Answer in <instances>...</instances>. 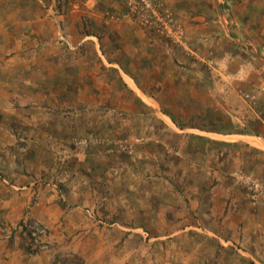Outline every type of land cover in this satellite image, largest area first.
I'll return each mask as SVG.
<instances>
[{
	"label": "crops",
	"instance_id": "1",
	"mask_svg": "<svg viewBox=\"0 0 264 264\" xmlns=\"http://www.w3.org/2000/svg\"><path fill=\"white\" fill-rule=\"evenodd\" d=\"M207 2L209 5L202 3L195 9L200 16L189 30L190 39L197 44L206 37L217 41L214 55L221 66L218 74L226 81L229 79L224 85L203 74L216 71L207 69L192 56L183 55L176 47L168 44L164 47L160 39L148 37L132 22L107 20L104 13L108 9L125 11L114 0H68L66 19L70 30L76 31L83 29L82 16L88 14L98 28L105 29L108 50L100 48L96 37H92L91 47L102 64L118 68V72H111L116 68L106 72L109 79L117 77L136 99L150 98L162 106L167 92L186 89L190 98L184 100L191 106L194 104L193 109L200 108L195 112L199 115L206 106L207 87L213 93L228 87L230 92L251 88L252 94H260L251 96L253 99L264 93V51L257 48L253 39L243 43L238 38L241 26L250 27L245 20L252 15V7L245 8V15L239 17L235 13L234 17H228L225 0ZM181 12L184 16L190 13L187 9ZM48 26L50 30L54 25L49 23L45 7L35 0H0V174L4 179L0 181V212L10 225L16 226L25 217L40 221L49 230L48 241L55 244L57 257L68 249L60 244L61 236L70 237L85 228L75 230L73 223L79 221V211L74 206L88 199L83 189L93 190L91 194L96 196L95 190L102 184L96 185L103 182L106 200L117 197L119 203L113 214L111 203L106 210L121 222L117 228L108 230L118 236L120 245L114 249L106 241L109 246L105 254L110 257L105 262L103 254L104 264H264V208L254 206L249 193L230 177L237 169L233 157L221 158L220 153L223 147L241 149L249 158L238 167L264 181V161L253 160L255 155L264 156V134L257 137L243 132L241 122H234L230 129L224 125L213 128L210 133L197 127L183 128L180 125L186 121H179L175 113L165 111V118L177 128L171 130L178 135L173 137L179 141L186 139L188 146H173L168 139H162L160 146L140 147L134 158L118 159L114 166L108 165L107 168L112 167L105 178V168L99 166V159L91 162L92 158L82 156L72 145V139L79 133L91 134L84 126L92 123L91 119L85 118L87 122L83 124L79 117L60 118L58 111L67 104L78 108L83 98L95 96L100 91L99 81L93 74L87 78V63L69 58L67 50L57 45L47 32ZM29 35L35 37L28 38ZM237 46L248 54L238 52ZM78 63L86 72H79L82 68ZM79 84L84 87V95L75 99L82 90ZM101 84L103 93L105 79ZM87 101H91L86 106L90 109L97 99ZM119 106L127 105L121 102ZM168 107L169 103L164 104L165 109ZM51 110L55 112L52 114ZM101 123L105 125V118ZM210 135L254 139L259 145L215 140ZM151 136L154 141L159 138L157 133ZM210 146L213 151L208 152ZM207 153L212 156H206ZM207 170L216 183L213 187L208 182L202 184L199 177L204 172L206 177ZM112 172L118 176L113 177ZM174 174L178 181L183 176L180 184L170 176ZM89 180L95 183L93 187L86 186ZM173 185L185 188L182 197L173 196L176 190ZM60 188H65L64 193ZM60 196L68 202L67 207L62 208ZM179 217L184 220L178 222ZM66 224L69 229L61 233L69 234L59 233ZM92 233L97 242L105 245V230L95 228ZM13 241L0 239V260L6 256L9 264H22L16 262L18 257L14 258L22 256L25 249ZM83 249L86 248H82L84 252ZM69 250L83 255L80 256L83 263L91 264V259L79 250L72 246Z\"/></svg>",
	"mask_w": 264,
	"mask_h": 264
},
{
	"label": "rangeland",
	"instance_id": "2",
	"mask_svg": "<svg viewBox=\"0 0 264 264\" xmlns=\"http://www.w3.org/2000/svg\"><path fill=\"white\" fill-rule=\"evenodd\" d=\"M114 1L121 4L125 11L124 13H118L112 12L108 9L104 13L107 20L114 23H120L126 20L132 22L148 37L152 35L160 39L164 44V47H166V44L176 47L183 55L192 56L196 59V62L203 63L207 69H213L216 71L203 72V74L207 77L210 76L212 79L214 78L216 83H221L223 85L228 84L229 79L226 81L218 74L221 66L219 65V62L216 61L214 55L217 41L215 42V40H211L210 37H206L205 40H201L197 44L195 41L190 39L191 37L189 30L194 26V20L200 16L198 10L195 9L201 6L202 3H207L209 5L207 2L208 0H146L148 4L146 7L138 5L136 2H131L132 0ZM35 3L41 4L42 7H45L49 23L52 26L54 25L53 29L48 30V26L46 30L49 32V35L51 34V37L55 39L57 45L62 46L65 50H67V56L69 58H74L78 62L79 60H82V62L87 63V67H89L87 70V78H90L88 76L93 74L96 77L95 80L99 81L97 87L100 91H96L95 96L91 94L92 97L83 98L78 108L73 106L69 107L67 104V107L64 105L63 109L58 111L61 115L60 118H68L72 116L79 117L83 124L87 122L85 121V118L91 119L92 123L84 125L86 128H88L89 132L91 131V134L85 135L84 133H79L78 136H75L72 139V145L82 156L92 158L91 162H93L95 158H98L100 162L99 166L101 168H105V178H107L106 173L108 172V169L112 167L110 166L107 168L108 165L114 166L117 162H119L118 159L123 160L130 159L131 157L134 158L140 147H150L151 145L154 147L160 146L162 139H168L169 143L173 146H179L182 148L188 146L186 139L179 141V139L173 137L178 135H175V133L172 134L171 130H177V128H175L173 124L169 122L167 118H165V111H168L169 114L175 113L179 121H186V123L180 125L183 128L197 127L198 129H204L209 132L213 130V128H221L223 125L224 128L230 129L233 127L234 122H236V124L241 122V128L243 132L257 137H259V134H264V93H262L260 97L253 99L251 96H259L260 94H252L251 88H240L238 91L234 90L230 92V87H228V89H225L221 92L216 91L213 93L210 87H207L205 94L207 101L204 102V105L206 106L203 108V113L200 112L199 115H196L195 112L198 110L200 111V108L193 109L195 105L193 104L192 107L190 102L184 100L185 98L187 99V97L190 98V94L186 89H183L185 91L176 89V92L174 93L167 92L162 106H158L150 98L141 97L142 99H136L135 96L129 92L128 87L121 84L117 77L110 76L109 79V76L106 74V72H109V70H114L115 68L116 70L111 72H116L118 68H112L107 64H102L100 60H98L97 55H95V52L91 47L93 46L94 40L92 37H96L100 48L103 50H108L109 46H107L104 28H98L96 21L92 20L88 14H84L82 16L83 29H77L76 31L70 30L66 19V15L68 13V0H56L54 2L51 0H35ZM224 4L225 7H223L225 10H227L225 14L228 17H234L235 13H237L238 16L241 14L245 15V8L247 6L252 7V15L247 16L249 19L247 21L245 20L246 24H248L250 27L247 28L246 25L243 27L241 26L238 30V38L241 39V42L243 43H245V41H249V39H253V41L256 42L257 48H259V50L263 49L264 51V0H225ZM184 9L190 11L189 15L184 16V14H182L181 11ZM57 22L62 23L63 28H66V35L73 44L74 49H70L66 45L60 43L58 39L59 30ZM207 31L209 32L210 30ZM26 34L29 33L26 32ZM29 36L30 37L28 38L35 37V35ZM112 48H115V46ZM238 48V52H245L240 46ZM90 60L96 64L90 63ZM79 66L82 68L79 69V72H86L83 65L79 64ZM95 72L99 73L95 74ZM103 72H105V74ZM79 78L83 81V83H85L80 75ZM103 79H105V90L102 93L101 89L103 88V85L101 84V81ZM80 88L82 90H79L77 95L74 96L75 99L84 95L82 93L84 87L80 86ZM159 89H162L161 85L159 86ZM262 91H264V89ZM150 95L154 96L155 94ZM93 98L97 99V101H94L91 106L92 108L88 109L86 106L89 105L91 101L87 100ZM220 99L222 100L220 101ZM121 102L126 103L127 106H119V103ZM191 102L194 101L192 100ZM166 103H169V107L165 109L164 104ZM185 105L188 107H185ZM51 111L52 114L55 112V110ZM103 118H105L104 126H102L101 123ZM163 120H167V124L164 123ZM215 122H221V124H215ZM157 123L159 124L157 125ZM155 133H157L159 137L158 140H156L158 142L152 139L151 135ZM166 134H168V137H171V135L172 137L168 138L165 136ZM210 136L215 140L255 142L254 145H259V143H256L257 140L254 139L250 140L242 137L222 139L216 135ZM205 142L206 144L209 143V141ZM211 151L213 150L210 146L208 152ZM220 153H223L221 158H226L228 155L233 157L232 160L234 161L238 170L236 169L233 171L230 174V177L234 178L238 186H241L249 193L250 200L255 203L254 206L259 205L261 208H264V185L261 190L254 193L249 189V186L244 183L247 178L258 180L263 183L264 181L260 178L254 177L255 175L253 174H245L243 168L238 167L244 165L246 163L245 160L249 158V156L246 157L245 152L241 149H232L231 147H223ZM220 153H217L216 155L219 157ZM207 154L208 155L206 156H212L210 153ZM260 158L264 161V156L257 157L255 155L253 157L254 163L257 162V160H260ZM89 164L91 163L89 162ZM83 170L80 171L83 172ZM98 170L101 171V169ZM209 172L210 170H207L206 177L205 172L200 174L199 177H202V184L208 182L210 183V186L213 187V185L216 183L215 181L213 182L214 179L211 176V173L209 174ZM114 176L117 177L118 175H114L113 173V177ZM170 176L173 177V181L177 182V184H180L183 177L182 176L178 181L175 174ZM2 180L4 181L2 175L0 174V181ZM56 182L57 180H54V183ZM94 184V182L89 180V183H87L86 186L91 185L93 187ZM101 184L102 187L97 188L98 190H95L96 196L91 194L93 193V190H89L88 188L83 189V191L87 193L88 199H86L82 204H77L74 206L77 209V213L79 211L78 215L80 216V219L78 216L77 219L79 221L73 223L76 226L75 230H78V228L84 226L85 228L82 230L80 229L81 231L79 233L76 232L75 235L69 237L66 235L69 234L68 232L61 233L64 232V229H69L68 224L63 225V227L59 230V233L66 235V237L63 235L61 236L62 239L60 240V244L67 245L68 249L65 253H58L57 257L54 251L55 244H50L48 241L49 230L40 221L30 217H25L24 219L20 220L16 226H12L5 219L4 214L0 212L4 218L3 221L7 223L10 228H12L11 236L8 239H5L7 233L0 229V239L7 242L14 240L13 242L17 243L21 249L23 248V250H26H24L25 253H23L22 256H15V260L18 257L16 262H21L22 264H58L60 261L61 264H76L71 261L77 259L79 261L81 260L82 264H85L80 257L83 255H76L73 253V251L71 252V250H69V247L72 246L73 249L75 248L76 250H79L85 254L88 259H91V264H104L103 254L107 253V246H109L107 245L108 243L106 241H109L114 249L120 245L118 236L111 235V233H109L110 231L108 232V230L117 228L119 225H121V222L113 218V215H111V213L108 214V210H106L107 204L111 203V206H109L111 208L110 210L112 214L115 212V208L117 207V204H119L117 197H114L113 200L109 201L111 199L110 198L107 201L106 184L104 185L103 182H98L96 186L100 187ZM173 187L176 189L173 191L176 193H173V196L176 195V198L179 196L182 197L185 188L177 189L176 185H173ZM60 189L63 191L62 193H64L65 188ZM104 198L105 201L102 200ZM58 201L62 208L68 206V202L64 201L62 197L59 198ZM26 219L40 222L46 228L47 234L43 239L44 243L41 247L34 248V246L28 242V239L23 235V233L20 232V229L13 230V228L19 226L21 221ZM117 219L119 220V217ZM183 220V217H179L177 221L182 222ZM95 228L105 230V245H103V242H97V237L93 238L91 236L93 235L92 230H95ZM88 230H91L90 233L86 235L81 234L83 231L85 233ZM72 237L74 239H72ZM82 248H86L85 250L83 249L84 252L82 251ZM115 253L117 254V252ZM58 256L62 257L59 258ZM109 257V254H105V262ZM7 258L9 257L3 256L1 259L2 261L0 260V263L9 264L7 262L9 259ZM10 259H12V257Z\"/></svg>",
	"mask_w": 264,
	"mask_h": 264
},
{
	"label": "built area",
	"instance_id": "3",
	"mask_svg": "<svg viewBox=\"0 0 264 264\" xmlns=\"http://www.w3.org/2000/svg\"><path fill=\"white\" fill-rule=\"evenodd\" d=\"M131 2H136L138 5H142L144 7H146L148 4L146 2V0H132ZM58 25V30H59V36L58 39L60 41V43H62L63 45H66L67 47H69L70 49H74L73 44L70 42L68 36L66 35V28H63V24L60 22H57ZM244 183L249 186V189L251 191L258 192L259 190H261V188L263 187L264 183L258 180H252L251 178H247ZM3 216L0 214V224L1 227L0 229L3 232L7 233V236L5 239H8L11 236V231L12 228H10V226L5 223ZM20 229V232L23 233V235L28 239V242L34 246V248H38L41 247L43 242V239L45 238L46 234H47V230L46 228L40 223L37 222L35 220H23L21 221V223L19 224L18 227L13 228V230H18Z\"/></svg>",
	"mask_w": 264,
	"mask_h": 264
},
{
	"label": "trees",
	"instance_id": "4",
	"mask_svg": "<svg viewBox=\"0 0 264 264\" xmlns=\"http://www.w3.org/2000/svg\"><path fill=\"white\" fill-rule=\"evenodd\" d=\"M71 262H74V263H76V264H82V263H81V260L79 261V260H77V259H75L74 261H71Z\"/></svg>",
	"mask_w": 264,
	"mask_h": 264
},
{
	"label": "bare ground",
	"instance_id": "5",
	"mask_svg": "<svg viewBox=\"0 0 264 264\" xmlns=\"http://www.w3.org/2000/svg\"><path fill=\"white\" fill-rule=\"evenodd\" d=\"M137 89V88H136Z\"/></svg>",
	"mask_w": 264,
	"mask_h": 264
}]
</instances>
